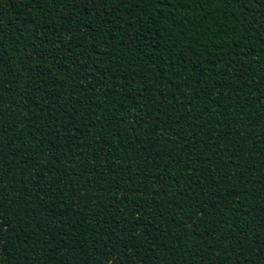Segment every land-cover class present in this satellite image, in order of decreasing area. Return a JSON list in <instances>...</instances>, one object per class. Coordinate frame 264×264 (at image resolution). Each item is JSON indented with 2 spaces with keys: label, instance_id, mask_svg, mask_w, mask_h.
<instances>
[{
  "label": "trees",
  "instance_id": "trees-1",
  "mask_svg": "<svg viewBox=\"0 0 264 264\" xmlns=\"http://www.w3.org/2000/svg\"><path fill=\"white\" fill-rule=\"evenodd\" d=\"M0 264H264V0H0Z\"/></svg>",
  "mask_w": 264,
  "mask_h": 264
}]
</instances>
